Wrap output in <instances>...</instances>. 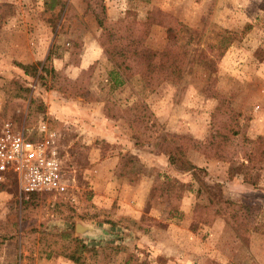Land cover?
<instances>
[{
    "label": "rangeland",
    "instance_id": "rangeland-1",
    "mask_svg": "<svg viewBox=\"0 0 264 264\" xmlns=\"http://www.w3.org/2000/svg\"><path fill=\"white\" fill-rule=\"evenodd\" d=\"M45 2L0 0V59L8 74L0 75L7 79L0 81V118L19 128L45 120L56 129L71 185L62 195L28 196L13 178L0 181V264H76L65 256L73 244L63 232L97 248L84 252L89 264H264V170H253L258 186H231L227 179L243 180L240 144L232 160L189 145L208 139L222 97L233 110L231 126L264 140V0H64L52 10ZM101 4L111 21L153 12L158 24L146 45L179 46L188 59L182 78L153 89L139 76L115 83L96 19ZM92 48L104 56L76 78L54 68L61 58L78 67ZM17 63H45L46 70L33 77ZM61 101L64 122L52 113ZM94 122L119 129L116 141L89 133ZM173 145H188L187 157L206 169L201 189L169 165ZM115 153L118 163L109 158ZM168 177L186 182L181 200L162 190ZM210 197L258 206L245 237L211 215L204 207ZM81 225L102 234L81 235Z\"/></svg>",
    "mask_w": 264,
    "mask_h": 264
},
{
    "label": "trees",
    "instance_id": "trees-1",
    "mask_svg": "<svg viewBox=\"0 0 264 264\" xmlns=\"http://www.w3.org/2000/svg\"><path fill=\"white\" fill-rule=\"evenodd\" d=\"M149 2V0H146ZM48 9H54L57 6L63 7L64 0H46ZM159 13V12H158ZM133 12L129 11L127 17L121 21H111L106 18L105 5L101 4L100 14L96 15L99 27L102 30L101 40L104 51L108 59L115 65L112 71V78L115 83L122 84L128 77L139 76L144 84L153 89L156 85L163 83L166 79L178 81L182 78L185 68L188 64L187 54L179 46L167 42L163 49H151L147 43V38L154 24H158L155 14L151 12L145 20H140ZM170 29L168 28V32ZM17 66L23 70L26 75L37 76L39 71L46 70L45 63L40 67V63L23 64L17 63ZM233 110L228 108L225 98L222 97L212 116V132L204 142L195 139H189L190 146L216 156L220 160L233 158L235 146L241 145V152L244 161L241 166L244 167L243 180L253 186H258L259 178L253 173V170H264V140L252 139L240 133L238 129L231 126ZM186 139V137H181ZM236 141V142H235ZM187 147L184 145H173L168 151L169 165L179 172L188 173L197 181L199 187L205 185V180L200 174H206L205 168L193 163L187 157ZM198 190V195L200 193ZM163 191L171 192L174 199L181 200L187 190V184L168 177ZM28 196L39 193H26ZM209 204L204 206L212 210L213 217H224L229 222L237 235L243 237L247 232L245 226L250 222L258 210L256 205H247L235 202L230 197L208 198ZM261 208V207H260ZM259 208V209H260ZM262 209V208H261ZM208 218L202 220L208 223ZM255 230V229H253ZM61 236L73 244V250L70 245L66 246L65 256L76 264H89L86 262L84 252L93 251L97 253V248L90 247L86 241L77 236H72L69 232L61 233ZM245 237V236H244Z\"/></svg>",
    "mask_w": 264,
    "mask_h": 264
},
{
    "label": "built area",
    "instance_id": "built-area-1",
    "mask_svg": "<svg viewBox=\"0 0 264 264\" xmlns=\"http://www.w3.org/2000/svg\"><path fill=\"white\" fill-rule=\"evenodd\" d=\"M60 147V133L45 120L19 128L0 118V181L13 178L24 193H67L71 177Z\"/></svg>",
    "mask_w": 264,
    "mask_h": 264
},
{
    "label": "crops",
    "instance_id": "crops-1",
    "mask_svg": "<svg viewBox=\"0 0 264 264\" xmlns=\"http://www.w3.org/2000/svg\"><path fill=\"white\" fill-rule=\"evenodd\" d=\"M0 56H1V54H0ZM101 56H104L103 50L92 48L91 50H88L83 55V58L80 61V65L78 67L75 65L69 67L66 64L67 59L64 60L61 58L60 60L56 59V66H54V68L56 70L62 69L71 77L76 78L82 69L88 68L92 63H94L95 60H97L98 58H101ZM35 58L36 59H33V60H36V61L38 59L41 61L44 60L43 58H39V57L38 58L35 57ZM5 64L7 65V63H4L2 61V59H0V75L8 76V74H5L6 73L5 71L7 70ZM0 81H7V79L1 77ZM65 105H66V103L62 102V101L59 103L56 102L53 105L55 107V109H54V111H52V113H53L54 117L58 120H61V122L68 120V118H66L67 114H65V112H66ZM108 125L109 124L107 122H101V123L94 122V124H92V125L90 124L89 133L92 132L94 134L101 135V137H103L104 139H107V141H110V140L116 141V139L118 138V137L116 138V136L117 135L119 136V134H120L119 129L117 130V132H115V129H111L112 126H108ZM85 128H87L86 130H88V126H85ZM116 129H117V127H116ZM109 158H112L111 159L112 163H118L119 155H118V153H115L112 157H109ZM106 160L103 161L102 164H104L106 162ZM225 180H226V178L220 179V181H225ZM235 181L240 182L243 187H248L247 184L244 182V180H240V179H234V180L227 179V184L232 186V183H234Z\"/></svg>",
    "mask_w": 264,
    "mask_h": 264
},
{
    "label": "water",
    "instance_id": "water-1",
    "mask_svg": "<svg viewBox=\"0 0 264 264\" xmlns=\"http://www.w3.org/2000/svg\"><path fill=\"white\" fill-rule=\"evenodd\" d=\"M78 233L81 235L98 236L102 234V230L98 228H94L92 226L81 225V226H78Z\"/></svg>",
    "mask_w": 264,
    "mask_h": 264
}]
</instances>
